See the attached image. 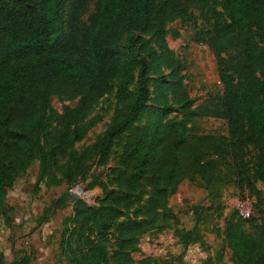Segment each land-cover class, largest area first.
Returning <instances> with one entry per match:
<instances>
[{"label": "trees", "instance_id": "obj_1", "mask_svg": "<svg viewBox=\"0 0 264 264\" xmlns=\"http://www.w3.org/2000/svg\"><path fill=\"white\" fill-rule=\"evenodd\" d=\"M89 3L0 0V215L8 190L35 159L50 185L76 183L84 175L80 166L97 158L104 166L118 141L117 191L98 209L77 204L74 225L80 245L96 252V264H106L109 250L116 264H134L130 255L138 252L140 237L168 229L169 219L178 226L166 203L182 182L222 183L224 166L238 191L256 194L255 184L264 187V0H95L84 21ZM176 21H201L198 37L217 62L222 93L199 106L180 91L182 66L166 44V26ZM148 60L157 76L156 109L136 127L151 96ZM112 92L117 107L109 127L74 166L68 161L59 167L64 152L45 146L49 99L76 102L56 118L67 131ZM170 113L181 119L166 122ZM196 119L224 121L226 136L190 134L188 125ZM250 148L252 168L246 161ZM144 197L132 218L115 221L120 210ZM254 200L248 218L236 212L216 232L230 264H264V206L258 194ZM62 203L51 205V216ZM196 219L192 230L174 233L183 250L202 244ZM27 262L22 256L12 264ZM145 263L161 264L150 258Z\"/></svg>", "mask_w": 264, "mask_h": 264}, {"label": "rangeland", "instance_id": "obj_2", "mask_svg": "<svg viewBox=\"0 0 264 264\" xmlns=\"http://www.w3.org/2000/svg\"><path fill=\"white\" fill-rule=\"evenodd\" d=\"M95 0H90L88 17L94 11ZM203 30V24L198 21L195 26L184 25L179 21L166 26V44L173 52L175 58L180 61L182 69L180 91L189 99L195 100L194 106H199L207 97L222 93V86L218 80L217 62L208 49L205 41L198 37ZM155 48V43L144 37ZM146 58L147 53H144ZM150 68V99L146 109L135 122L136 127L145 124L147 117L156 109L153 105L156 92L157 76L154 73L153 64L148 60ZM164 75L168 73L159 67ZM165 77V78H166ZM76 102H68L60 98L49 99V108L45 116L48 135L45 137V146L55 148L64 153L58 157L57 164L63 166L69 161L74 166L80 156L89 151L109 127L117 107L114 92L104 96L94 106L92 112L86 116L76 127L65 130L58 125L56 118L65 110L73 109ZM181 119L176 113H170L166 122H175ZM190 134L226 136V124L222 120L196 119L188 125ZM121 154V143L113 144L107 162L99 165V158L84 162L80 166L83 177H78V182H62L58 186H52L47 178L41 179L40 162L32 161L28 169L20 174L7 192L4 204V213L0 215V240L9 244L7 251L14 257L11 264L25 256L27 264H36L38 254L52 253L54 264H96L95 253L89 252L86 245L76 239L78 232L75 229V216L77 204L84 208L98 209L111 193L117 191L115 182ZM255 152L252 148L247 151L246 161L252 168ZM54 177L60 179L58 172ZM222 183L204 186L203 184L182 182L175 195L166 203V208L178 220V226H174V219H169L168 229L163 232H151L139 238L138 252L130 255L134 264H146L150 258L161 264H230L228 255L223 250V237H217L216 232L222 233L224 221L231 218L236 212L244 215L252 210L256 203L254 197L259 195L264 206V187L255 184V193L240 192L231 183L225 167L221 166ZM97 182L99 185H91ZM63 199V206L53 216L49 211L54 202ZM146 197L133 205L127 212L119 211L122 216L116 218L119 223L125 218H132L134 212L142 207ZM195 208L203 210L196 212ZM195 212V213H194ZM199 223L196 231L202 236V244H195L183 250L179 245L176 230L190 231L194 228L196 218ZM114 222V221H113ZM71 236V237H70ZM71 238V240H69ZM35 240L33 245H26L28 240ZM16 240L20 243L16 245ZM45 245L38 246L39 243ZM69 240L66 243L65 242ZM39 242V243H38ZM113 243V241H112ZM2 249V247H0ZM40 249V251H38ZM4 248L0 250V264H10L4 261L2 255ZM17 253L16 255L14 253ZM219 256L223 261L218 262ZM106 264H116L109 250ZM152 264V263H149Z\"/></svg>", "mask_w": 264, "mask_h": 264}, {"label": "crops", "instance_id": "obj_3", "mask_svg": "<svg viewBox=\"0 0 264 264\" xmlns=\"http://www.w3.org/2000/svg\"><path fill=\"white\" fill-rule=\"evenodd\" d=\"M44 242H43V244H41V243H39L38 244V246H40V245H45V240H43ZM20 243H22V242H19V241H17L16 240V245H19ZM35 243V240H28V242H26L25 244L26 245H33ZM5 245H9V244H7L6 242H4V241H2V240H0V247H2V249L4 248V250H3V252H2V255L4 256V261H6V262H8V263H10L11 264V262L14 260V255L12 256L11 254H10V251L8 250L7 251V246L5 247ZM2 249H0V250H2ZM38 251H40V249H38ZM15 255L17 254L16 252L14 253ZM53 254L51 253H47V254H45V257H44V254H43V256L41 255H39L38 254V259H37V261H36V264H54L53 262H54V259H53ZM16 261V260H15Z\"/></svg>", "mask_w": 264, "mask_h": 264}, {"label": "built area", "instance_id": "obj_4", "mask_svg": "<svg viewBox=\"0 0 264 264\" xmlns=\"http://www.w3.org/2000/svg\"><path fill=\"white\" fill-rule=\"evenodd\" d=\"M250 214H251V211H250V212H247V213L245 214V216H244V215H241V214H240V216H242V217H244V218H248Z\"/></svg>", "mask_w": 264, "mask_h": 264}]
</instances>
